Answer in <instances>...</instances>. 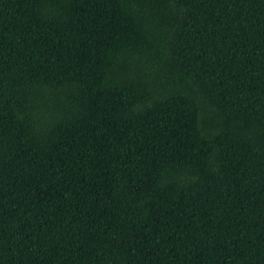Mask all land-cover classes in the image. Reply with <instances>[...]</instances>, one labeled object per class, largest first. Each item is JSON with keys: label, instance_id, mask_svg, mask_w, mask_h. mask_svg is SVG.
Masks as SVG:
<instances>
[{"label": "trees", "instance_id": "16d2710c", "mask_svg": "<svg viewBox=\"0 0 264 264\" xmlns=\"http://www.w3.org/2000/svg\"><path fill=\"white\" fill-rule=\"evenodd\" d=\"M0 264H264V0H0Z\"/></svg>", "mask_w": 264, "mask_h": 264}]
</instances>
